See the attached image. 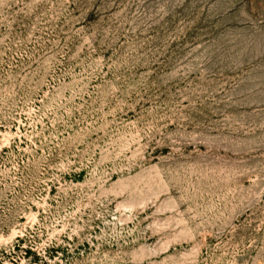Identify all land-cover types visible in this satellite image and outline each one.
Instances as JSON below:
<instances>
[{"label": "rangeland", "instance_id": "374dc122", "mask_svg": "<svg viewBox=\"0 0 264 264\" xmlns=\"http://www.w3.org/2000/svg\"><path fill=\"white\" fill-rule=\"evenodd\" d=\"M0 264H264V0H0Z\"/></svg>", "mask_w": 264, "mask_h": 264}]
</instances>
